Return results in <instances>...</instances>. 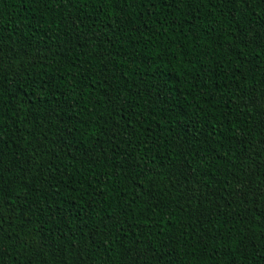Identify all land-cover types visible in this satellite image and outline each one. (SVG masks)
I'll list each match as a JSON object with an SVG mask.
<instances>
[{
    "label": "trees",
    "instance_id": "16d2710c",
    "mask_svg": "<svg viewBox=\"0 0 264 264\" xmlns=\"http://www.w3.org/2000/svg\"><path fill=\"white\" fill-rule=\"evenodd\" d=\"M0 264H264V0H0Z\"/></svg>",
    "mask_w": 264,
    "mask_h": 264
}]
</instances>
